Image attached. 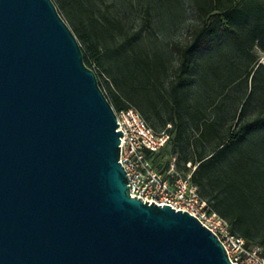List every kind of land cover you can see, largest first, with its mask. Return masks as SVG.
<instances>
[{
	"label": "water",
	"instance_id": "obj_1",
	"mask_svg": "<svg viewBox=\"0 0 264 264\" xmlns=\"http://www.w3.org/2000/svg\"><path fill=\"white\" fill-rule=\"evenodd\" d=\"M52 0H0V264H231L186 211L131 197L121 130Z\"/></svg>",
	"mask_w": 264,
	"mask_h": 264
},
{
	"label": "trees",
	"instance_id": "obj_2",
	"mask_svg": "<svg viewBox=\"0 0 264 264\" xmlns=\"http://www.w3.org/2000/svg\"><path fill=\"white\" fill-rule=\"evenodd\" d=\"M52 1L113 110L134 108L167 132L172 152L183 155L176 168L193 162L201 197L264 251V0H187L195 22L171 43L158 19L171 21L183 0H142L137 28L92 0ZM223 112L237 127L224 129Z\"/></svg>",
	"mask_w": 264,
	"mask_h": 264
},
{
	"label": "built area",
	"instance_id": "obj_3",
	"mask_svg": "<svg viewBox=\"0 0 264 264\" xmlns=\"http://www.w3.org/2000/svg\"><path fill=\"white\" fill-rule=\"evenodd\" d=\"M259 63L264 65V54ZM113 111L119 124L116 131L123 133L119 162L127 174L130 196L149 204L168 205L197 218L221 242L231 264H264L263 249L232 233L228 222L201 197L191 180L196 166L187 163V170L180 171L175 158L164 169L154 163V157L170 142V135L165 131L156 133L134 108Z\"/></svg>",
	"mask_w": 264,
	"mask_h": 264
},
{
	"label": "rangeland",
	"instance_id": "obj_4",
	"mask_svg": "<svg viewBox=\"0 0 264 264\" xmlns=\"http://www.w3.org/2000/svg\"><path fill=\"white\" fill-rule=\"evenodd\" d=\"M94 1L102 11H105L108 9L109 12L113 13L116 17L123 19L128 25H130L133 28H137L139 25L138 21L141 16V8L140 4L142 3V0H139V4H134L132 6L130 4L131 0H92ZM136 3V2H135ZM64 21L67 23L69 28L71 29V25L65 19V16L63 13L57 9ZM195 22V14L192 11L189 3L187 0L182 1L181 9L177 11L175 14V17L169 21L167 18H160L158 19V33L161 39H163L164 43H171L173 41H183L186 38V29L187 27ZM72 30V29H71ZM256 51V50H255ZM230 98L226 99L224 103H226V111H230V107L233 106V101L231 98L237 95L235 91H231ZM252 109L248 110V115L251 116L253 114ZM223 119H224V129L226 130L229 125H232L233 127H237L239 121L238 118L235 116V118H232V112L228 115H226L225 112H223ZM149 124V123H148ZM150 125V124H149ZM169 127V125L167 126ZM153 130L156 131V129L153 128ZM159 128H157V131ZM173 140H171L167 146L156 156L154 157V163L159 168H166L172 158H175V164L180 160L182 154L173 153ZM193 166H196L193 162L191 163ZM182 165V163L180 164ZM180 171H186L183 168L179 169Z\"/></svg>",
	"mask_w": 264,
	"mask_h": 264
}]
</instances>
